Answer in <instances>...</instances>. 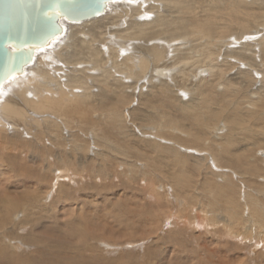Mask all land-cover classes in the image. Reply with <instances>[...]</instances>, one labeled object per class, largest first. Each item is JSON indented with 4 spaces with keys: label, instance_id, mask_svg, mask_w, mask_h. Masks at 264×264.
<instances>
[{
    "label": "rangeland",
    "instance_id": "rangeland-1",
    "mask_svg": "<svg viewBox=\"0 0 264 264\" xmlns=\"http://www.w3.org/2000/svg\"><path fill=\"white\" fill-rule=\"evenodd\" d=\"M232 40L229 50H238L241 44ZM228 61L236 65L221 85L201 71L184 82H174L170 74L169 87L162 78L145 80L144 86L126 79L124 101L95 86L99 105L89 109V120L70 119L72 127L58 133L55 143L49 134L36 138L37 127L28 132L30 127L9 121L0 132V201L8 191H19L12 197L20 199L26 191L34 216L31 225H20V236L11 234V220L7 225L0 221V245L12 248L13 259L28 256L37 264L52 259L53 264H264V251L245 243L252 233L264 236V230L251 227L252 201L264 210V108L253 104L254 93L264 85L263 72L250 76L242 73L249 71L245 61ZM228 79L240 83L237 94L225 87ZM134 84L139 85L131 91ZM202 94L211 103L205 109ZM116 101L122 120L113 124L108 117ZM193 110L201 114L200 121L212 119L199 124L189 117ZM32 117L30 123L36 124ZM192 138L197 142L192 144ZM57 167L66 178L60 182ZM212 222L222 234L210 227ZM44 227L54 229L53 238ZM36 236L46 243L32 244ZM5 261L12 263L10 257Z\"/></svg>",
    "mask_w": 264,
    "mask_h": 264
},
{
    "label": "bare ground",
    "instance_id": "bare-ground-1",
    "mask_svg": "<svg viewBox=\"0 0 264 264\" xmlns=\"http://www.w3.org/2000/svg\"><path fill=\"white\" fill-rule=\"evenodd\" d=\"M61 23L65 28L64 34L48 46L38 49L34 62L25 68L23 74L20 71L18 76L4 83L0 91V132L6 131L9 121H18L25 128L30 127L27 129L28 132L32 131L31 128L37 127L36 138L40 139L49 134L52 136L51 142L55 143V140L59 138L58 133L61 134V131L70 130L72 127L70 119L79 117L82 121L89 120L92 115L89 109L99 105L94 98L96 95L92 92V88L95 86L100 89L101 93L106 90L108 94L109 92L114 93L113 96L116 99L120 96L124 101L127 96L123 81L126 79L135 80L140 85L143 83L142 86H144L145 80L152 83L155 78H162L164 81L161 80V83H166L171 74L174 82L178 79L184 82L190 76H195L201 71L206 72L218 81L216 84L221 85V80L236 65L229 62V58L234 59L238 64H244L243 61L247 63L245 66L249 71L242 72L244 74L252 76L262 71V83L264 84V0H134L133 3H129L128 0H117L110 1L106 6V11L98 17L80 22L62 20ZM257 35H260L259 39L256 38ZM252 38L255 41H251ZM231 40L233 43L241 44L238 50H229L228 47L232 44ZM181 41L183 44L189 45H177ZM151 44L153 45L151 46ZM258 49L259 51H257ZM257 52L261 53L259 62L256 59L259 55ZM220 53L224 54L221 63L218 61ZM170 54L173 56L171 57ZM175 69H179L176 76ZM94 72H99V74L95 73V75ZM118 76H123L124 79L116 78ZM139 84L131 86V91ZM224 84L226 88L232 87L235 94L241 89L237 80L232 82V79H228V83ZM162 85L169 87L167 83ZM254 95H257V99L253 104H259L263 109L264 85ZM202 97L204 98V105H202L205 109L211 103L207 100V95L202 94ZM114 105L116 106L113 110L111 109L112 113L108 117L113 124L114 121L121 122L122 120L121 112L117 109L118 102L116 101ZM193 111L189 117L199 124L206 126L205 123L212 119V114L208 117L202 115L204 118L202 117L200 121L201 114L198 112L196 114ZM32 114H35V117L39 116L38 119L32 117L37 120L36 124L30 123ZM215 115L217 116L216 113ZM240 124L238 122V125ZM61 140L62 138L59 139V141ZM72 140L75 144L76 139ZM192 141V144L197 142L193 138ZM214 147L209 145V151H213ZM260 157H264L263 151H261ZM216 162L218 163V160ZM56 170L59 173L56 175L58 181L65 180L63 170L59 167ZM8 192L4 201H0L2 204L0 208L2 219L0 221L4 225L5 222L11 220V223L8 222L14 229L11 234L16 233L20 236L23 230H18L20 225L25 224V228L26 224H30L32 221L34 213L31 214L30 209L33 206L29 200H25L24 196L28 197V194L25 193L26 191L23 193V189V195H20L24 197V201L23 197L21 199L16 196V198L12 197L14 193H19L16 189L13 193ZM256 201L255 199L252 201L255 207L252 219L254 225L251 227H254V231L259 227L262 232L264 230L262 227L264 225V210L259 207ZM18 210H22L23 213H21L25 219L21 220L22 216H18L20 220L15 222L13 217L18 213ZM231 211V216L237 219V211L234 209ZM207 219L211 218L207 217ZM216 223L212 222L210 227L218 228ZM5 225L7 224L5 223ZM224 227L226 226L224 225ZM227 227L229 228V225ZM42 230L47 236H50L49 238H53L54 229L44 227ZM225 231L229 235V231L224 230V233ZM231 231L234 232L233 229ZM256 236V232L252 233L249 236L251 238L248 237L250 240L245 238V243L250 241L249 246L255 245L254 249L264 251V236L257 238ZM41 239L36 236L31 238L30 242H33L32 244H36L38 241L46 243L45 239ZM18 242L21 243L20 240ZM2 245H0V264H8L9 262L6 263L5 260L9 257L12 261L11 264H37L32 259L29 260L30 257L26 258L28 256L13 259L12 252L10 253L12 248L7 243L5 247ZM25 248L28 247L25 246ZM4 254L10 255L6 257ZM44 263L53 264V259L45 260Z\"/></svg>",
    "mask_w": 264,
    "mask_h": 264
},
{
    "label": "water",
    "instance_id": "water-1",
    "mask_svg": "<svg viewBox=\"0 0 264 264\" xmlns=\"http://www.w3.org/2000/svg\"><path fill=\"white\" fill-rule=\"evenodd\" d=\"M110 1L113 2L60 0L61 15L48 18L44 13L52 10L55 0H43L39 4L37 0H0V86L20 71L23 74L34 62L38 49L64 34L62 20L80 22L98 17Z\"/></svg>",
    "mask_w": 264,
    "mask_h": 264
},
{
    "label": "snow or ice",
    "instance_id": "snow-or-ice-1",
    "mask_svg": "<svg viewBox=\"0 0 264 264\" xmlns=\"http://www.w3.org/2000/svg\"><path fill=\"white\" fill-rule=\"evenodd\" d=\"M41 2H43V0H37L38 4ZM113 2H115V0H113ZM128 2L133 3L134 0H128ZM59 8H60V0H55V3L52 7V10L49 12H45L44 15L47 16L48 18H52L53 15H55L56 17H59L61 15ZM9 47H12V46L9 45ZM13 50H15V49H13ZM0 87H2V86H0Z\"/></svg>",
    "mask_w": 264,
    "mask_h": 264
}]
</instances>
